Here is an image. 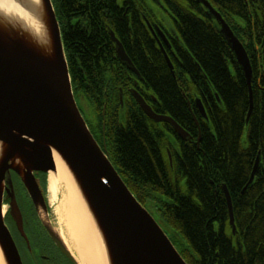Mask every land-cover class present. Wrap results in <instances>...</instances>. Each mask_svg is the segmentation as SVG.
<instances>
[{
	"label": "trees",
	"instance_id": "trees-1",
	"mask_svg": "<svg viewBox=\"0 0 264 264\" xmlns=\"http://www.w3.org/2000/svg\"><path fill=\"white\" fill-rule=\"evenodd\" d=\"M150 1L53 0L79 107L130 189L189 264H264V0H210L250 56L249 119L248 81L205 7L198 0H152L179 20L171 19L182 51L172 55L166 48L173 71L137 9L148 6L146 18L154 20ZM111 29L139 77L119 58ZM139 78L137 88L153 109L171 116L193 141L180 144L170 123L146 115L131 93ZM258 154V171L243 191Z\"/></svg>",
	"mask_w": 264,
	"mask_h": 264
},
{
	"label": "water",
	"instance_id": "water-1",
	"mask_svg": "<svg viewBox=\"0 0 264 264\" xmlns=\"http://www.w3.org/2000/svg\"><path fill=\"white\" fill-rule=\"evenodd\" d=\"M198 1L220 23L221 33L248 80L249 119L254 101L248 52L210 1ZM111 35L121 60L136 70L123 44L114 32ZM167 60L171 66L168 57ZM135 96L151 118L172 123L181 136L187 137L176 121L155 113L140 94ZM198 105L206 117L199 100ZM55 153L69 170L94 220L108 264H189L161 223L128 187L89 129L73 92L53 1L0 0V253L5 264H24L1 214L4 178L10 169L17 172L29 191L57 247L74 264H80L58 228L48 220V205L35 176L37 172L56 170ZM259 166L258 156L243 191L253 182ZM223 190L236 232L232 196L227 185ZM11 214L26 236L15 198Z\"/></svg>",
	"mask_w": 264,
	"mask_h": 264
},
{
	"label": "flooded vegetation",
	"instance_id": "flooded-vegetation-1",
	"mask_svg": "<svg viewBox=\"0 0 264 264\" xmlns=\"http://www.w3.org/2000/svg\"><path fill=\"white\" fill-rule=\"evenodd\" d=\"M129 7L132 8V6L130 5L126 6L128 12H129ZM137 9L139 10V13L143 15V19L147 20L146 14L149 12L148 6H144V4H141V9L139 8ZM153 10H154V20L152 21L147 20L146 24L150 32L154 34V36L156 37L157 43L160 44L159 41H161L163 46L165 47L163 53L165 55L166 60L167 57L169 58V61L171 63L170 68L173 70L174 64L172 63L170 56H172L174 53L179 54L182 51V48H178V44H177L179 39H181V35L179 33V29L177 28V25L174 26L168 23L164 15H160L159 13H157L154 8ZM201 12L202 14L204 13L203 10H201ZM195 13L197 12H194V14ZM167 14L169 16L168 12ZM166 48L170 50L172 55L168 53ZM187 134H188L187 137L184 138L183 136H180L179 134L176 133V135L178 136L176 138H178L180 144H182V142L185 141H190V140L193 141V136L188 131ZM46 175L47 173L42 171L35 173V176L38 179L37 182L38 187L40 189V192L42 193V195H44L45 198H46V192L44 191L43 188L44 187L43 179ZM19 178L20 177L18 176V174L12 169L6 172L5 181H4L5 182L4 201H6L7 204L9 205L10 204L9 192H11V194L15 193L16 200L19 203V206L23 214V229L28 239L21 232L20 228L13 220L9 211L7 215L9 218L11 217L13 221L9 220L7 221V223L11 229L12 236L20 250L24 264H71V262L69 261L70 259H68L57 247L48 229L45 227L44 222L41 219L40 215L36 214V211L33 212L32 209H30L29 212H27V209L25 207L26 202L27 205L31 207L33 206V202L29 194H27V190L24 188ZM25 192L27 194V198ZM28 240L30 242L29 248H28Z\"/></svg>",
	"mask_w": 264,
	"mask_h": 264
},
{
	"label": "bare ground",
	"instance_id": "bare-ground-1",
	"mask_svg": "<svg viewBox=\"0 0 264 264\" xmlns=\"http://www.w3.org/2000/svg\"><path fill=\"white\" fill-rule=\"evenodd\" d=\"M205 16L207 19L214 18L211 13H206ZM172 20L179 21L178 18ZM55 164L56 170L48 175V186L54 201L58 198L59 189L62 191L55 210L60 235L80 264H108L94 220L69 170L56 153ZM0 264H5L2 253Z\"/></svg>",
	"mask_w": 264,
	"mask_h": 264
},
{
	"label": "rangeland",
	"instance_id": "rangeland-1",
	"mask_svg": "<svg viewBox=\"0 0 264 264\" xmlns=\"http://www.w3.org/2000/svg\"><path fill=\"white\" fill-rule=\"evenodd\" d=\"M150 3L155 6L157 8V10L161 13V15H164V17L166 18V21L170 24H172L170 17L168 16L167 12L163 9V7L159 4L154 3L152 0L150 1ZM48 178V176H47ZM48 191H47V195H48V200H49V204H50V209H51V218L55 224V226H58V218H57V214L55 213V210L57 209L58 205H59V201H60V197L62 195V191L61 189H59L58 191V198L57 200H53L51 198V193L49 191V186L47 187Z\"/></svg>",
	"mask_w": 264,
	"mask_h": 264
}]
</instances>
